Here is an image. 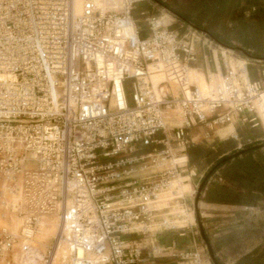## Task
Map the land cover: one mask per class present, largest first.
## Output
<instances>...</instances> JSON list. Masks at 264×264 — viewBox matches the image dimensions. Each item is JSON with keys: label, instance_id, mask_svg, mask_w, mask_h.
Returning <instances> with one entry per match:
<instances>
[{"label": "built area", "instance_id": "1", "mask_svg": "<svg viewBox=\"0 0 264 264\" xmlns=\"http://www.w3.org/2000/svg\"><path fill=\"white\" fill-rule=\"evenodd\" d=\"M148 1L81 0L77 10V0H0L1 217L22 220L19 233L0 226V264H53L60 246L63 264L142 263L144 247L131 236H145L184 197L177 181L193 124L262 123L264 59L249 58L258 63L252 79L248 58L234 66L213 52L205 84L191 80L175 100L168 81L155 85L151 66L176 64L188 79L200 42L211 46L197 30L181 33L139 10ZM173 102L184 122L169 136ZM45 217L59 228L34 263ZM153 250L201 261L197 245Z\"/></svg>", "mask_w": 264, "mask_h": 264}, {"label": "rangeland", "instance_id": "2", "mask_svg": "<svg viewBox=\"0 0 264 264\" xmlns=\"http://www.w3.org/2000/svg\"><path fill=\"white\" fill-rule=\"evenodd\" d=\"M255 1L260 4V11L259 7H252ZM148 2L139 4V10L149 9L154 15H163L165 25L171 29H176L181 33L197 30V35L201 37L202 41L208 39L207 42L211 46V50L203 48L202 42L198 47L201 50L205 49L204 52L200 51L203 53V57L207 55L206 59L210 66H214V62H210L214 52L217 60L222 62L224 57L231 61L234 66L238 63L237 59L248 58L252 72H256L255 68L258 63L255 60H249L245 52L254 57H264V0H149ZM144 34L146 35V29ZM219 45L232 50V52H226ZM231 47L237 49L234 50ZM192 74L199 85L205 84L202 74H197L195 71ZM162 79L169 82L171 98L174 100L181 96L179 92H176L179 85L183 86L186 91L188 90L187 83L180 76L177 68L170 71L164 69L163 75H153L155 83H160ZM165 96H168V94L164 91ZM262 114L263 121L257 128H252L249 124L241 122L234 123L239 137L238 142L242 144L240 149L264 144V108ZM166 115L167 132L169 136H172L173 128L183 124L184 118L174 102L168 106ZM245 115L247 114H242V116ZM226 126L228 125L207 127L196 123L189 129V132L194 134H197L200 130L204 131V134L209 132L207 139L213 140L215 132ZM199 138L197 137L195 140H199ZM256 138L262 139L255 140ZM248 139L250 141L247 142ZM187 169L190 170L189 164ZM189 174L190 172L187 170L182 175L189 176ZM190 177L189 180L180 178L177 182L178 191L180 194H184V197L171 202L169 207L161 210L154 223L149 226L150 232L145 236H138L143 239L141 246H148V249H144V252L149 251L152 241L160 233L173 231L177 228L186 231L187 235H192L194 232L198 243L197 248L200 251V264H215L209 250L210 246L218 264H264V200L261 199L259 209L251 213L237 211L234 218L238 221L232 223L231 220L225 223L222 221L210 223L209 212L205 205L201 204V206L199 205V222L194 208L199 184L197 178ZM181 209L186 210V213L181 212ZM1 213L2 207L0 205V226L8 222V220L1 217ZM188 216L191 219L190 221L179 222L181 219L188 220ZM164 220H167L169 225H161ZM58 224L57 217H45L33 246L45 251L52 246ZM14 228L16 229L17 226L14 225ZM203 235L206 236L209 245ZM155 246L165 250V247L158 246L157 243H155ZM56 253L54 264H63L62 250H58Z\"/></svg>", "mask_w": 264, "mask_h": 264}, {"label": "crops", "instance_id": "3", "mask_svg": "<svg viewBox=\"0 0 264 264\" xmlns=\"http://www.w3.org/2000/svg\"><path fill=\"white\" fill-rule=\"evenodd\" d=\"M199 48V60L196 63L197 68L201 69L203 73L207 71L213 70L214 66H210L208 61L205 57H203V53L205 49L201 50ZM202 53V54H201ZM197 72V71H195ZM199 74V73H197ZM154 75H157L155 73ZM163 75V74H160ZM176 92L180 93V95H186L187 91L181 85L177 87ZM240 123V122H236ZM209 132L204 134V131H199L197 134L189 132V137L192 141L193 146H199L200 151L202 152L200 156L191 159L189 155L186 156L188 158V164L190 170H194L195 174L192 173L193 178H197V183L200 185L204 180L205 176L210 171L211 167L220 160L223 156L235 153L239 151L238 149L241 148L242 144L238 142L239 137L236 130L229 129V128H219L218 132H215V136H213V140H208L207 137ZM229 135V136H228ZM200 137L199 140H195V138ZM262 138H256L255 140H259ZM250 139L247 140V142ZM259 145V144H257ZM241 150V149H240ZM264 150V148H262ZM218 151V152H217ZM218 154L217 158L214 159V154ZM189 170V169H188ZM189 170V171H190ZM223 171L218 170L216 171L213 176L205 184L204 190L202 191L201 199L199 205L204 204L207 211L209 212V221L210 223L215 222H227L231 220L232 222L238 221L236 220L235 213L237 211H244L245 212H252L254 210L259 209V198H256L252 203H232L228 201H223L217 199L216 196L221 192L227 190H237L233 183L227 181L223 178ZM191 179L190 176H183V180ZM189 182V181H188ZM191 186V185H190ZM207 189L210 193V198L206 199ZM241 191L246 192L244 189ZM256 196L258 197L259 193L255 192ZM180 205V203H178ZM229 212V213H228ZM186 213V212H185ZM189 217V216H188ZM225 218V219H224ZM190 217L188 220L181 219L179 222H188L190 221ZM165 223H169L167 220H164ZM159 224V223H158ZM185 225V224H184ZM178 227V226H177ZM185 236V237H184ZM132 239L142 241L143 239L139 238L138 235L131 236ZM155 243L161 247H174L177 252L192 250L195 245H198L197 238L194 235L188 234L186 231H182L180 229H175L173 231H166L160 233L155 239L152 241V246L149 248V251L144 252V261L140 264H187V262L182 261L180 257H173L169 255V252H164L161 255L156 254L154 252ZM182 245V246H181ZM144 247V246H143ZM148 246H145L144 249H148Z\"/></svg>", "mask_w": 264, "mask_h": 264}, {"label": "trees", "instance_id": "4", "mask_svg": "<svg viewBox=\"0 0 264 264\" xmlns=\"http://www.w3.org/2000/svg\"><path fill=\"white\" fill-rule=\"evenodd\" d=\"M253 4L254 6L252 7H259L260 11V4L258 1H255ZM251 78H256L255 73L251 74ZM262 148H264L263 144L250 146L244 148L246 150L239 156L230 157V155L233 154L232 153L223 156L220 160L214 163L210 169H213L210 177L213 176L216 171L222 170L223 178L233 183V185L237 188L236 191L225 190L222 193L220 192L216 196L217 199L232 203H252L256 198H259V201L261 199L264 200V150H262ZM217 152L214 154V159L217 158L219 154ZM201 153L202 152L200 151V147L198 145L193 147L190 146L187 150V155H189L191 159L194 158V155L196 157L200 156ZM242 189L246 192L241 191ZM209 190L210 189H207L206 199L210 198ZM255 192L259 193L258 197Z\"/></svg>", "mask_w": 264, "mask_h": 264}, {"label": "bare ground", "instance_id": "5", "mask_svg": "<svg viewBox=\"0 0 264 264\" xmlns=\"http://www.w3.org/2000/svg\"><path fill=\"white\" fill-rule=\"evenodd\" d=\"M80 3H81V0H77V10H79L80 9ZM161 21L162 22H164L165 23V18L163 17L162 19H161ZM226 52H232V50H230V49H227V48H223ZM174 68H177V70H178V72H179V69H178V67H177V65L176 64H173V65H168V66H165V65H162L161 66V68L159 69V70H156V68H154V66H151L150 67V69L152 70V72H157V75H159V74H163V70L164 69H168L169 71L170 70H172V69H174ZM158 71H161V72H158ZM194 71H197V73H199V74H202L203 76H204V80H205V75H204V73L202 72V71H200L199 69H196V68H192L191 69V72H190V74H189V76H188V79L186 78H183L182 76H181V74H180V72H179V74H180V76L184 79V81L187 83V86H188V90H187V94L186 95H184V96H187L188 94H189V91H190V88H189V84H190V81L191 80H194V78H193V72ZM162 80H166V79H162ZM154 81V80H153ZM167 81V80H166ZM195 82H197L198 84H199V82L197 81V80H194ZM155 83V82H154ZM162 83V81L160 82V83H155V85H158V84H161ZM157 93H158V95L159 96H162V97H164V90H162L161 92H160V90H157ZM264 108V105L261 107V113H262V109ZM262 117H263V114H262ZM226 128H229V129H233V130H236L235 129V126H234V123H231V124H229L228 126H226ZM183 160L184 161H186V160H188V158H187V156L186 155H184V158H183ZM182 176L183 175H181L180 176V178H182ZM180 178H179V180H180ZM178 180V181H179ZM177 181V182H178ZM0 190H4V186H3V184H1L0 183ZM182 195V194H181ZM184 195V194H183ZM9 203H11V204H15V202H16V199L15 198H12L10 201H8ZM182 210V209H181ZM181 212H186V210H182ZM44 219V218H43ZM43 219L41 220V222H40V226H39V229H38V231H37V233H36V236H35V238L37 237V235H38V233L40 232V230H41V227H42V223H43ZM9 226H10V229L13 231V232H15V233H19V231H20V229H21V226H22V220H21V218L19 217V216H17V215H11L10 216V218H9V223H7ZM14 225L15 226H17V228L15 229L14 228ZM58 228H59V224H58ZM58 231V230H57ZM57 233V232H56ZM35 238H34V240H35ZM34 242V241H33ZM35 247V246H34ZM64 247L63 246H60V248H59V250H62V252L64 253ZM35 255H32V257H31V261L32 262H34V263H36L38 260H39V258H40V256L43 254V253H45V250H42V249H40L39 247H35ZM57 256V255H56ZM55 259H56V257H55ZM54 263H55V261H54ZM53 263V264H54Z\"/></svg>", "mask_w": 264, "mask_h": 264}, {"label": "water", "instance_id": "6", "mask_svg": "<svg viewBox=\"0 0 264 264\" xmlns=\"http://www.w3.org/2000/svg\"><path fill=\"white\" fill-rule=\"evenodd\" d=\"M174 13L177 14L176 12H174ZM177 15H179V14H177ZM215 39H217V38H215ZM231 48L234 49V50L237 49L236 47H231ZM245 54H246V56H248L249 58H254V59H264V58L254 57V56H252V55H250V54H248V53H246V52H245ZM263 145H264V144H263ZM245 150H246V149L239 150V151L233 153L232 155H230V157H236V156H239V155H241ZM230 157H229V158H230ZM212 172H213V169L210 170V172H208V174L205 176L204 180H203L202 183L198 186V189H197V194H196V199H195V205H194V208H195L196 216H197V219L199 220V222H200V216H199V203H200V199H201V195H202L203 187H204L205 182L208 180V178L210 177V175H211ZM202 231H203V230H202ZM203 234H204V233H203ZM203 236H204L205 240L207 241V243H208V245H209V242H208L206 236H205V235H203ZM209 250H210V253H211V256H212V259H213L214 263H215V264H218V262H217V260H216V258H215V255H214V253H213V250H212L211 246L209 247Z\"/></svg>", "mask_w": 264, "mask_h": 264}]
</instances>
